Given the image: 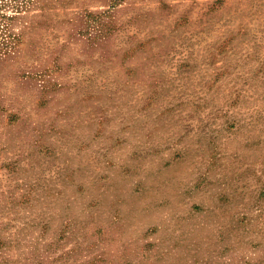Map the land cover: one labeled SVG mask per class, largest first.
Returning a JSON list of instances; mask_svg holds the SVG:
<instances>
[{"label": "rangeland", "instance_id": "1", "mask_svg": "<svg viewBox=\"0 0 264 264\" xmlns=\"http://www.w3.org/2000/svg\"><path fill=\"white\" fill-rule=\"evenodd\" d=\"M0 264H264V0H0Z\"/></svg>", "mask_w": 264, "mask_h": 264}]
</instances>
